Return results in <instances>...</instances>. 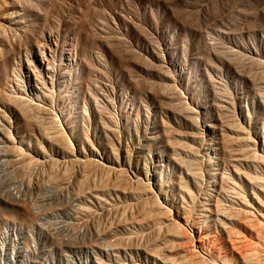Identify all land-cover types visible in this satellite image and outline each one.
<instances>
[{
    "label": "rangeland",
    "instance_id": "374dc122",
    "mask_svg": "<svg viewBox=\"0 0 264 264\" xmlns=\"http://www.w3.org/2000/svg\"><path fill=\"white\" fill-rule=\"evenodd\" d=\"M264 264V0H0V264Z\"/></svg>",
    "mask_w": 264,
    "mask_h": 264
},
{
    "label": "bare ground",
    "instance_id": "6f19581e",
    "mask_svg": "<svg viewBox=\"0 0 264 264\" xmlns=\"http://www.w3.org/2000/svg\"><path fill=\"white\" fill-rule=\"evenodd\" d=\"M259 264H261V263H259Z\"/></svg>",
    "mask_w": 264,
    "mask_h": 264
}]
</instances>
